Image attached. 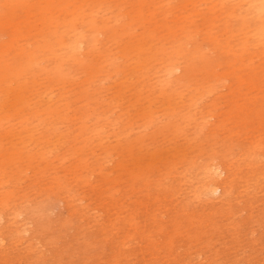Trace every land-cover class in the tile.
<instances>
[{
    "label": "rangeland",
    "instance_id": "obj_1",
    "mask_svg": "<svg viewBox=\"0 0 264 264\" xmlns=\"http://www.w3.org/2000/svg\"><path fill=\"white\" fill-rule=\"evenodd\" d=\"M239 1L230 2V5ZM84 2L88 4L90 0ZM208 6L197 5L196 9L203 12ZM221 15L220 9L213 13L215 30L219 39L226 41L231 35L229 27L234 29L238 21L231 18L230 26H223ZM197 17L195 21L201 26V18ZM198 29L192 30L182 44L187 51L201 46L200 49L210 55L211 73L221 76L222 81L211 83L199 65H194L191 79L185 77L182 85L178 84L179 94L172 92L177 101L172 111L167 109L168 90L165 89L162 96L157 94V80L173 79L180 75V70L164 75L165 67L158 69L160 64L152 61L141 82L152 85L154 92L144 88V99L138 108L131 106L136 103L133 89L118 88L123 78L135 80L133 72L113 73L110 68L107 75L94 82V86H100V99L104 105L111 99L119 105L111 116L126 119L101 129L96 136L88 133L92 139L88 148L82 151L85 166H78L75 172L69 173L66 169L76 157L66 156L62 161L49 156L52 161L44 171L35 173V165H31L33 171L30 168L14 176L9 173L13 169L11 165H1L0 176L4 177H0V193L12 191V195L0 201V264H264V43L252 42L244 31L232 36L233 44L239 41L249 47L247 53L240 54V68L237 67V73L232 75L235 65L222 60L218 47L201 40ZM101 37L96 47L112 51L117 62L122 63L120 57L126 54L125 45L106 43L100 40ZM8 39L5 34H0V41ZM162 42L168 46L169 40ZM217 52L219 54L214 55ZM180 63L182 65V61ZM65 67L75 82L84 81V72L74 70L70 64ZM139 87L138 83L137 89ZM78 89L76 84L63 88L71 98ZM88 92L90 106L83 105L85 100L75 99L71 107L79 116L83 112L88 114L84 122L92 127L94 117L101 114L104 105L92 113V82ZM151 95L150 99L154 101L149 105L151 100L147 97ZM144 110H151L152 122L144 117L148 114L139 117ZM128 119L132 125L127 130L124 127ZM76 122L74 132L80 123ZM64 127L61 125V129H66ZM136 138L143 143L135 144L131 158L124 146ZM95 139H101L99 146L95 145ZM249 146L255 149H249V152L246 149ZM136 158H140V165L132 163ZM108 159L111 161H106ZM122 160L129 173L135 167H148L143 171V178L133 179L119 170L116 165ZM210 164H221L225 170L219 181L229 188L220 197L205 191V185L214 178L208 170ZM95 165L101 168L94 170ZM79 175L86 176L87 185L82 186L80 180H75ZM103 177L118 178V184L111 183L109 186H113L107 191V181ZM122 205L125 209L119 211ZM131 216L132 227L126 222Z\"/></svg>",
    "mask_w": 264,
    "mask_h": 264
},
{
    "label": "bare ground",
    "instance_id": "obj_2",
    "mask_svg": "<svg viewBox=\"0 0 264 264\" xmlns=\"http://www.w3.org/2000/svg\"><path fill=\"white\" fill-rule=\"evenodd\" d=\"M64 1L0 0V34H5L9 38L7 41H0V168L2 169L1 165L3 164L5 166L6 164L11 165L13 169L9 172L10 175H20V173L30 170V168L33 171V165H35V173L42 172L52 161L50 157L61 159L62 161L66 156L76 157L75 162L71 163L70 167L66 169L69 173L75 172L78 166H85L86 159L83 158L84 153L82 151L88 148L89 140L92 139L88 133L92 132V136H96L101 129L115 126L121 120L125 121L126 119L125 117L119 119L120 116H111L119 105L115 99L106 101L104 105L100 99V86H94L96 80H100L101 76L109 73L108 69L112 68L113 73L116 71L124 73L127 70L133 72L134 81H128L127 78H123L124 81L120 82L118 84L119 87H117L121 90L133 89L136 103L131 104V106H138V108L144 99L142 90L145 88L150 93L154 92L152 85L147 86V84L141 82L144 74L150 70L152 61H155V64H160L158 69L160 66L165 67L164 75L174 74L177 70H180V75L174 76L173 79L166 77L165 79L160 78L157 80V94L161 95L165 89L168 90L166 94L167 109L173 111L177 101L172 92L175 91V93L179 94V91H177L178 86L182 85L185 77L191 79V75L194 73L192 69L194 65H199L211 83L222 81L221 76L215 75V72L211 73L212 62L210 61V55H207L205 50L200 49L201 46L200 48L198 46L190 48L187 51L188 49L185 48L184 43L182 44L184 39L189 38L192 30L199 27L201 40L207 41V43L210 42L214 47H218L219 53L223 55L222 60L224 62L227 61V63L232 62L235 65L234 70L231 72L232 75L237 73V67L240 68V54L249 51L246 43L234 41L235 43L233 44L232 36L237 35L239 31H244L247 35H250L252 42L260 45L264 43V0H240L238 3L231 5L230 2L235 0H90L88 4L84 2L85 0H67V3H64ZM224 2L226 4H223ZM227 2H229V6ZM203 4H209L206 7V11L201 8L203 12L198 11L196 6ZM186 5L190 7L187 8ZM121 9L124 11L121 12ZM216 9L221 11L223 18L220 21H222L223 26H230L231 18L238 21V25L234 29L231 26L229 27L231 35L226 41L220 40L215 30L214 19L216 17H213V13ZM197 16L201 18L200 22L203 23L201 26L196 22L198 20ZM232 26H235L234 23ZM100 36H102L100 40H104L106 43L125 45L126 54L120 57L123 59L122 63L117 62V58L112 51H105L96 47L97 43L100 44ZM142 38L143 40H141ZM19 39L24 42H19ZM230 39L232 40L230 41ZM167 40H169L168 46L162 42ZM104 41L102 42L104 43ZM138 42H141V44H138ZM198 43L196 44L199 45ZM233 45H237V47L233 48ZM101 48L104 47L102 46ZM219 53L217 52L214 55ZM89 57H93V59L89 60ZM180 61H182L183 66ZM67 64L74 67L76 71L84 72V81L75 82V78H72V74L65 67ZM123 75H127V72ZM91 82L92 113L103 105L104 107L101 110V114L94 117L92 127H89L84 122L88 118V114L83 112L82 116H79L77 110L71 107V102L75 99H82L87 101L83 104L87 106L91 99L88 96L90 94L88 86ZM138 83L141 87L137 89ZM71 84H76L80 88V90L78 89L79 92L74 94L72 98L67 91L63 90L65 85ZM210 88H212V85ZM153 96L151 95L147 98L150 99ZM150 100L149 105L154 101L153 99ZM71 111L72 115L69 116ZM169 113L172 112L170 111ZM144 114L148 115L144 116ZM107 116H111V119L108 120ZM140 116L150 119L152 118V112L151 110H144ZM76 120L80 123L76 126L77 128L75 127L76 131L74 132L73 125L75 126ZM129 121L130 119L126 120V126L124 127L127 130L132 125V121ZM61 125H65L66 127L64 128L66 129H61ZM177 129L180 130L181 128L178 127ZM95 140V145L99 146L101 139ZM136 143H143V141L136 138L127 141L124 146L127 152L130 153L131 158H133L131 152ZM140 147L142 146L140 145ZM246 149L249 151V149L255 148L249 146ZM105 150L108 152L107 149ZM112 150L114 151V148ZM58 151L61 152L56 154ZM247 154L249 153L247 152ZM139 159H134L132 163L140 165L142 162ZM106 161L111 160L108 159ZM58 162L60 163V160ZM116 167L129 177L132 176L133 179H142L143 171L148 169V167L144 166L135 167L129 173L126 162L123 160L118 161ZM100 168L99 165L93 167L94 170ZM1 169L0 171H3ZM208 170L211 174H214V178L205 185V191L214 197H220L229 188L228 185L225 188V185H222V182L219 181L220 174L225 172L224 167L221 164H210L208 165ZM80 176H75L77 177L75 180H80L79 183L82 186L87 185L88 179L85 178L86 176ZM103 180L107 181L108 186L105 188L107 191L111 190V186H113H109L111 183L117 182L118 184L119 181L118 178L109 180L108 177H103ZM2 181L1 185L3 184ZM11 195L12 191L8 192V194L1 192L0 201L6 200ZM108 196L111 197L110 199L113 198L112 194ZM123 207L124 205L120 206L119 211ZM82 208L80 209L82 210ZM79 215H81V212ZM132 219L133 216L126 220L130 227L134 224V222L130 221ZM12 240L14 241V239ZM2 252L3 254L5 253L3 250Z\"/></svg>",
    "mask_w": 264,
    "mask_h": 264
}]
</instances>
